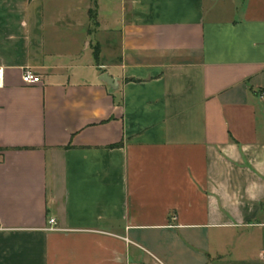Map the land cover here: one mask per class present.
<instances>
[{"label": "crops", "instance_id": "crops-1", "mask_svg": "<svg viewBox=\"0 0 264 264\" xmlns=\"http://www.w3.org/2000/svg\"><path fill=\"white\" fill-rule=\"evenodd\" d=\"M263 254L264 0H0V264Z\"/></svg>", "mask_w": 264, "mask_h": 264}, {"label": "built area", "instance_id": "built-area-1", "mask_svg": "<svg viewBox=\"0 0 264 264\" xmlns=\"http://www.w3.org/2000/svg\"><path fill=\"white\" fill-rule=\"evenodd\" d=\"M22 79L24 81V83L26 84H38L42 82V78L40 75L34 73L32 71V69L30 68H26L24 69L23 75H22ZM50 223H51V229L53 230H57L58 228L56 227V219L51 218L50 219ZM263 259H264V254L262 255Z\"/></svg>", "mask_w": 264, "mask_h": 264}, {"label": "water", "instance_id": "water-1", "mask_svg": "<svg viewBox=\"0 0 264 264\" xmlns=\"http://www.w3.org/2000/svg\"><path fill=\"white\" fill-rule=\"evenodd\" d=\"M106 81L111 82V81H114V79L106 76Z\"/></svg>", "mask_w": 264, "mask_h": 264}]
</instances>
